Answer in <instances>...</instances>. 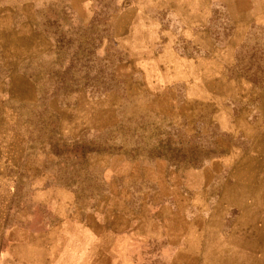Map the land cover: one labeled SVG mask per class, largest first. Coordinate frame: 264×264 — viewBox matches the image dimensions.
I'll use <instances>...</instances> for the list:
<instances>
[{
	"label": "rangeland",
	"instance_id": "1",
	"mask_svg": "<svg viewBox=\"0 0 264 264\" xmlns=\"http://www.w3.org/2000/svg\"><path fill=\"white\" fill-rule=\"evenodd\" d=\"M0 264H264V0H0Z\"/></svg>",
	"mask_w": 264,
	"mask_h": 264
}]
</instances>
